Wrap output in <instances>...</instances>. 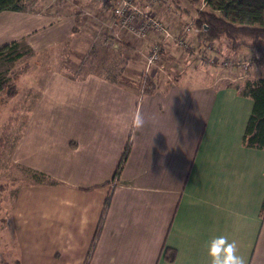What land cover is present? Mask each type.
Segmentation results:
<instances>
[{
	"label": "crops",
	"instance_id": "0c3cea01",
	"mask_svg": "<svg viewBox=\"0 0 264 264\" xmlns=\"http://www.w3.org/2000/svg\"><path fill=\"white\" fill-rule=\"evenodd\" d=\"M75 1L81 10L63 11ZM64 4L0 12V46L24 38L40 58L22 89L12 160L55 181L33 179L14 199L10 227L21 264H84L110 193L89 264H211L207 245L218 236L235 241L246 264H264V149L243 143L253 100L205 78H177L144 94L132 82L78 77L110 8L105 0ZM153 11L168 25L184 22L162 4ZM198 35L186 39L200 44ZM172 46L164 45L162 60ZM135 60L129 68L143 73Z\"/></svg>",
	"mask_w": 264,
	"mask_h": 264
},
{
	"label": "trees",
	"instance_id": "16d2710c",
	"mask_svg": "<svg viewBox=\"0 0 264 264\" xmlns=\"http://www.w3.org/2000/svg\"><path fill=\"white\" fill-rule=\"evenodd\" d=\"M28 1L29 0H0V12L27 11ZM190 2L196 5V12L193 14L194 16L192 18L194 19V27L201 32V46H203V48L204 46L208 47L210 44L224 38L226 41L225 45L228 49L249 50L253 55L256 67L264 66V0H190ZM202 2L205 7H201ZM105 4H108L109 8L111 7L109 0H105ZM107 36L108 32H105L103 29L97 39L101 41V38ZM120 45L121 46L117 50L119 51V58H111L99 62L100 64L97 63L96 65L99 66L102 63L103 70H90L85 74L78 75V77L81 78L87 74L95 73L111 82L120 80L132 82L136 84L144 94L153 93L158 88V81L156 78L150 75V73L145 74L144 71L143 73H137L131 70L129 68L131 61L137 56L136 54H138V52L128 41L122 42ZM93 47L91 53L95 54V45ZM39 62L40 59L35 55L33 49L23 38L13 40L0 46V65H5V67L0 70V94L7 91L6 103H12L7 120L8 124L22 119L21 109L26 99V95L24 96L22 91L23 85ZM15 64L16 66H14ZM133 75L137 76L139 80L132 79ZM249 75L250 74H247L245 77L242 76V78H244L243 82L235 83L234 81H227L226 84L234 86L241 95L250 97L253 100V108L243 135L244 145L264 149V73H260L257 78L253 79L249 78ZM22 95L23 97H21ZM10 99L15 101L12 102ZM131 145L130 134L112 182L119 180L125 162L129 156ZM25 169L36 182L48 181L51 184L55 183L54 180L41 171L26 167ZM5 188L6 187L0 183V194ZM111 197L112 195L110 193L105 201L84 264L90 263L103 228ZM165 251L166 249L164 253ZM173 256L174 254L170 255L171 259L174 258ZM13 263L21 264L19 253H17V256L14 258Z\"/></svg>",
	"mask_w": 264,
	"mask_h": 264
},
{
	"label": "rangeland",
	"instance_id": "374dc122",
	"mask_svg": "<svg viewBox=\"0 0 264 264\" xmlns=\"http://www.w3.org/2000/svg\"><path fill=\"white\" fill-rule=\"evenodd\" d=\"M60 2H62L64 6V2L66 3V0H29L27 2V11H37V9H41L43 7L54 9L60 4ZM85 2L86 4L88 3V5H92L98 4L100 2L102 3V0H85ZM69 3L72 4L74 8L72 6L66 5L62 8L63 11H68L69 7V11H71L70 9L72 8V11L76 13L83 7V5L76 4V1ZM106 5L108 7V4ZM162 5L169 9L171 13H178L180 11V15L177 17H180L182 21H184L182 24H180V26H183L185 22L190 21V19L194 16L193 14L196 12V5L190 2V0H163ZM201 7H205L203 2ZM88 8L89 10L86 12L83 10L85 14H91V7L89 6ZM171 13H167L169 14V19L173 16ZM75 28V30H79L78 27ZM103 29L105 32H108L106 26L101 23L99 32L97 33L94 42L82 55V59L77 66L75 75H82L90 70L101 71L103 70V64L101 63V65L97 66V63L100 64L99 62H103L104 60L106 61L107 59L111 58H119V51L117 50L121 46L120 44L113 46L110 41L107 42V37L101 38V41L97 39L98 35H100V32ZM197 38L199 39L200 44L197 43L198 41L196 43L189 42V47L185 49L173 45L171 49L164 53L162 62L158 66H155L151 69L150 73L155 72V70L158 71L154 74V77L158 81V87L160 86L165 88L168 86L167 83H170L172 80L177 78L180 81L186 83L200 82L203 81L204 78L205 80H212L217 85L224 84L231 80H234L235 83H240L244 81L242 76L245 77L247 74H250L251 76V74H254L258 68L261 69V72L264 71V66L256 67L253 57L250 59V71L248 69L243 71V68L241 69L238 65L228 67L229 65L224 63L229 59L234 58L242 61L246 59L248 54L252 55L251 52L244 49H228L225 45L226 41L224 38L214 42L213 44H210L208 47L204 46L203 48V46H201V35H198ZM124 39L126 41L128 40L126 36ZM94 45L95 54L91 53ZM136 55L137 56L134 59H136L135 61L138 62V66H136V64L135 67L139 68V66L142 65V68L144 67L145 70V57L140 53ZM14 66H16V64ZM3 67H5V65H0V70H2ZM133 76L132 79L139 80L137 76ZM25 84L26 82L24 85ZM23 95L25 96L24 92ZM23 95L21 97H23ZM6 97L7 91L0 94V183L6 187L0 194V264H14L13 261L17 256L18 250L16 248V242L14 240L13 234L11 233V209L19 188L23 184L32 182L33 178L26 171L25 167L14 163L12 160L13 148L17 143L20 131L23 126V121H21V119L11 124L7 123L11 109L10 106L12 103H6ZM10 101L13 102L15 100L10 99ZM23 107L24 103L22 105L21 113Z\"/></svg>",
	"mask_w": 264,
	"mask_h": 264
},
{
	"label": "built area",
	"instance_id": "2783aa9c",
	"mask_svg": "<svg viewBox=\"0 0 264 264\" xmlns=\"http://www.w3.org/2000/svg\"><path fill=\"white\" fill-rule=\"evenodd\" d=\"M111 4L110 16L103 23L108 30L107 42L113 46L122 42H129L137 52L146 59L144 73H150L151 69L162 62V51L164 45H176L188 48L186 39L192 30L199 35L201 32L194 27V19L184 23L181 28L168 25L157 17L153 8L163 4V0H109ZM131 40H125V35ZM253 55L248 54L246 59L239 61L231 58L224 64L233 67L238 65L243 71L249 70L250 59Z\"/></svg>",
	"mask_w": 264,
	"mask_h": 264
},
{
	"label": "clouds",
	"instance_id": "9594fccd",
	"mask_svg": "<svg viewBox=\"0 0 264 264\" xmlns=\"http://www.w3.org/2000/svg\"><path fill=\"white\" fill-rule=\"evenodd\" d=\"M139 123H143L142 118ZM207 255L211 264H246V259L237 254V244L229 241L226 236L213 238L207 245Z\"/></svg>",
	"mask_w": 264,
	"mask_h": 264
}]
</instances>
